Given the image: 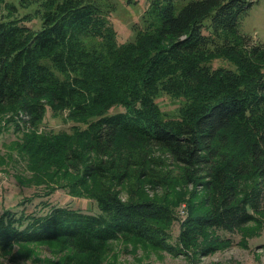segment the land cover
Wrapping results in <instances>:
<instances>
[{"label":"trees","instance_id":"obj_1","mask_svg":"<svg viewBox=\"0 0 264 264\" xmlns=\"http://www.w3.org/2000/svg\"><path fill=\"white\" fill-rule=\"evenodd\" d=\"M34 1L40 29L0 21V125L20 132L15 146L27 166L31 159L39 176L60 180L72 194L89 191L98 212L4 209L0 264L30 244L59 247L61 255L45 264H121L105 254L115 241L181 255L187 264L229 248L225 235L238 234L237 245L248 248L264 231V43H251L240 28L252 0H149L146 26L121 45L97 0ZM219 59L234 69L213 68ZM161 92L183 98L178 118L158 110ZM46 107L86 128L36 134ZM116 107L123 111L108 115ZM125 137L133 149L168 155L179 175L152 168L160 160L150 154L133 157L130 170L118 154ZM68 167L76 172L75 188L62 184L72 174ZM141 176L200 187L197 205L181 204L176 239L170 200L136 188L123 200L114 190ZM37 181L21 179L26 186Z\"/></svg>","mask_w":264,"mask_h":264},{"label":"rangeland","instance_id":"obj_2","mask_svg":"<svg viewBox=\"0 0 264 264\" xmlns=\"http://www.w3.org/2000/svg\"><path fill=\"white\" fill-rule=\"evenodd\" d=\"M149 0H97V2L108 11V22L116 32L118 45L132 41L133 30L146 26V19L149 16L144 13L147 9ZM190 0H177V5H181ZM145 14V15H144ZM144 16V17H143ZM145 18V19H144ZM9 19H20L24 25L38 30L41 25V9L34 0H0V21ZM241 31L250 36L251 43H264V0H252V5L248 15L241 22ZM213 68L224 67L234 69V66L226 60H215L210 63ZM158 110L163 112L166 118L176 119L185 109V102L178 93L161 92L155 99ZM123 111L121 107L113 108L108 115H114ZM91 119H88L87 123ZM86 124L74 123L67 118V112L63 111L56 116L46 107L43 121L34 130L36 134L43 132L71 131L72 126L85 129ZM126 140L119 144V157L125 160L126 166L130 170L136 168L132 158L139 156L141 158L152 156L159 161L156 170H163L169 173L170 177H177L180 169L174 164L168 155L158 151V149H133L131 147L132 138L125 137ZM20 132L16 131L14 126L0 125V214L4 209L17 210L21 213L39 214L46 212L51 206H63L79 209L87 213H97L96 203L84 191L83 194H72L66 187H60L61 182L49 181L44 176H39L36 170L32 169L29 163L25 161L24 155L16 149L15 144L20 142ZM28 160V158H27ZM68 167V172L72 174L65 175L64 184H71L76 180L75 171ZM37 179L36 185L33 182L28 186L23 185L21 179ZM29 177V178H28ZM35 177V178H34ZM47 180V181H46ZM32 184V185H31ZM95 188L93 183L88 185V190ZM136 188L146 193L150 198L164 197L170 200V204L176 212V221L171 227V239L177 237L180 222L185 218L182 211L183 200H189L191 204H196L200 197V187L190 184L179 183L171 185L165 182L154 183L141 176L140 181L136 177L127 179L124 185H116L114 190L121 199L128 198L131 189ZM83 190V189H81ZM47 204L48 207H43ZM197 205V204H196ZM196 205L194 207H196ZM43 207V208H42ZM23 210V211H22ZM20 214V213H17ZM223 234V233H222ZM232 240V245L224 251L217 252L211 256L199 259L196 262L188 264H264V231L260 237L250 240L249 250H244L237 245L239 241L238 234L225 235ZM257 246V247H256ZM261 246V247H260ZM58 246L46 244L27 245L24 248H15L10 258L5 259V264H45L48 261L57 259L61 254L58 252ZM106 250V249H105ZM108 251V252H107ZM105 252L109 259L117 255L121 264H187L183 256H170L165 253H150L144 251L140 246L134 247L130 244H123L121 241H115ZM253 251H259L262 255L260 260L253 258ZM17 259L14 263L13 260Z\"/></svg>","mask_w":264,"mask_h":264},{"label":"crops","instance_id":"obj_3","mask_svg":"<svg viewBox=\"0 0 264 264\" xmlns=\"http://www.w3.org/2000/svg\"><path fill=\"white\" fill-rule=\"evenodd\" d=\"M250 240H252V239H250ZM250 240L248 241V248H246V249L242 248V249H244V250H249L250 249L249 248V245L251 244ZM253 258L256 259V260H260L262 258V255L259 254V251H255V252L253 251Z\"/></svg>","mask_w":264,"mask_h":264},{"label":"built area","instance_id":"obj_4","mask_svg":"<svg viewBox=\"0 0 264 264\" xmlns=\"http://www.w3.org/2000/svg\"><path fill=\"white\" fill-rule=\"evenodd\" d=\"M181 214L184 213V205H182V211L180 212Z\"/></svg>","mask_w":264,"mask_h":264}]
</instances>
